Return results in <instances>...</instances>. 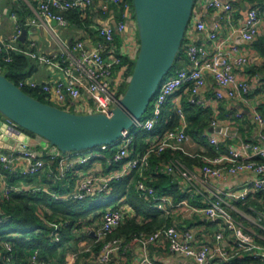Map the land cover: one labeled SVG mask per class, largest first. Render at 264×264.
Wrapping results in <instances>:
<instances>
[{
  "label": "built area",
  "instance_id": "built-area-1",
  "mask_svg": "<svg viewBox=\"0 0 264 264\" xmlns=\"http://www.w3.org/2000/svg\"><path fill=\"white\" fill-rule=\"evenodd\" d=\"M36 1L39 17L44 23L55 19L62 26H68L70 23L63 15V11L72 9L84 15L94 2V0ZM99 1L104 4L102 7L104 12L108 10L110 4L119 6L122 17L115 26L96 27L101 39L96 44L88 45L84 40H76L72 46L62 45L58 52L47 55L37 49L35 42H32L28 48L22 47L19 38L21 25H17L16 33L12 37L0 35V55L6 62L11 61L13 53H19L43 65H59L61 72L59 77L39 81L33 75H29L20 79L17 84L20 88H40L46 93L48 100L57 103V106H66L64 109L67 110L72 107L77 113L103 112L108 115L112 113L113 107L122 96L118 91L123 80L121 76L115 74L121 63V56L126 55L125 42L137 41V43L132 42L137 47L136 51L139 50L140 45L132 3L127 0ZM195 3H200L205 11L217 10L218 19L214 27L210 28L204 16L192 13L184 42L188 63H184L183 60L182 65L176 67L169 77L162 80L154 95L152 112L144 120L140 118L135 123L139 130L155 129L162 121L163 106L180 90L188 91L192 102L208 107L209 104L203 94L208 89L209 77L218 86L214 92V99L218 102L228 99L250 103L251 96L257 94L261 104H264V78L257 72L249 75L243 72L250 62L249 51L233 40L235 35H239L245 41L252 43L257 40L261 30L264 32V15L261 7L257 4H249L243 19L235 24L234 13L239 9L231 1L195 0ZM12 16L16 17L14 13ZM223 21L229 25L225 35L220 32ZM116 33H119L122 39L120 47L115 42ZM190 33L192 36H188ZM195 34L200 36L199 39L194 38ZM136 57L137 53L134 55L135 59ZM85 93H88V99L83 97ZM86 103L90 106L86 107ZM262 108L263 105H256L251 109L256 137L244 136L240 128L232 124V121L242 118L241 112L236 113L235 119L229 115L221 119L217 116L218 111L213 113L206 137L215 148V154L199 155L203 163L189 172L186 183L201 191L215 185L218 180L245 175L244 181L238 188L223 191L219 188L221 192L207 199L202 211L208 219L213 221L223 219L226 222L237 252L264 259V245L260 244L255 234L227 208L229 202L249 198H257L264 202V109ZM177 113L181 124L168 128L160 134L148 136V147L142 153L134 155L135 133L131 130L124 132L114 143L65 153L58 148V150H39L30 140L22 141L18 147L8 151L0 149V168L12 170L14 165L22 160L27 164L22 170L24 175L41 176V173L45 172L47 179L57 182L67 178L78 165L88 164L95 158L101 157L102 151L114 150L108 161L111 166L117 167L109 174L93 173L81 177L72 189L65 192L53 190L49 184L34 185L29 189L34 192L49 193L59 200H84L88 197L98 200L104 193L110 192L113 181L122 180L133 171L139 170L141 174L136 182V189L142 198L147 201L154 200V206L166 212L180 206L191 207L188 199L176 201L171 195H158L145 175L151 167L150 158L153 154L161 155L167 149L184 150L183 143L188 138L187 118L181 104L177 107ZM175 164L178 168L177 161ZM175 164L166 165L164 171L174 172ZM23 190L21 186L4 181L0 187V195L2 199H8L13 191ZM128 211V206L122 201L101 211L99 220L89 229L94 233V238L81 252L74 251L67 259L57 262L40 258L39 250L36 249L28 264H75L80 259L81 253L90 256L98 253V259L102 263H110L113 255L125 242L121 236H112V232L123 223ZM9 219L10 214L0 208V224ZM55 235L53 240L59 241V234ZM193 238L192 231H182L175 223H164L149 234L140 233L134 239L141 244L143 255L134 264H158L150 256V247L159 241L166 242L170 251L193 258L198 264H236L232 261L234 255L223 243L226 238L223 231L216 234L214 243L195 245ZM0 243L12 254L14 246L10 240L4 238ZM97 244H101L98 252L95 250Z\"/></svg>",
  "mask_w": 264,
  "mask_h": 264
},
{
  "label": "crops",
  "instance_id": "crops-1",
  "mask_svg": "<svg viewBox=\"0 0 264 264\" xmlns=\"http://www.w3.org/2000/svg\"><path fill=\"white\" fill-rule=\"evenodd\" d=\"M224 1H231L234 6H237L239 9L236 13V20H234L235 24L243 19L249 4L259 5L261 7L262 14L264 15V0ZM103 5L104 4L101 1L94 0L91 7H89L85 14L82 15V17L84 18L88 17L87 19L90 20L89 24L77 25L69 21L70 23L68 26H62L58 22L54 23L53 20H47L45 21V23L41 20V18L39 17L36 0H0V35L7 38L12 37L16 33L17 25H21V29L23 27L27 29V36L25 41H22L20 39L22 47L28 48L32 42H35L37 49L47 55H53L54 53L58 52L59 48H61L62 45L72 46V44H74L76 40H84L88 45L96 44L99 40H101L98 32L96 31V27L100 25L115 26L116 22L122 17V10L119 6L110 4L108 5V10L104 12L102 10ZM193 12L197 15L204 16L210 28L214 27V23L218 19L217 10L210 9L205 11L200 3H195ZM13 13L16 17L12 16ZM228 29V23H226V21H223L220 27L221 34L225 35L228 32ZM136 33L138 37V30H136ZM188 36H192V33H190V35ZM194 36V38L198 39L200 37L197 34H195ZM233 40L235 43L241 45L249 51L250 62L245 67V71L243 72L246 75L257 72L260 73L264 78L263 30H261V32L259 33L257 40L252 43L245 41L239 35H235ZM120 41L122 43V39H120ZM130 41L131 42L128 41V43L125 42V56H128L129 59H134V55H136L137 53V47L132 42L137 43V41ZM121 43L120 45H116L120 47L122 45ZM116 53H118V51ZM30 60L36 66L35 71L31 75H33L35 79L39 81L51 80L61 75L59 65H43L32 58H30ZM182 61L184 63H188V61H186V58L182 56L181 58H179V66L183 64ZM127 67L128 63L117 69L116 76H121L123 82L127 77ZM216 89H218V86L215 84L212 78L209 77L208 89L203 94V97H205L207 104H209V108L206 106V108L209 109V112L213 115V113L218 111L217 116L221 119H225L228 116V110L232 112L229 117H232L233 119L237 118V112H241L243 114L242 118H237L235 122L232 121V124L236 127H239L244 136L254 135L256 137L255 123L251 119V109L256 105H264L261 104V101L258 98L257 94L251 96L250 103L228 99L218 102L214 99V92L216 91ZM83 97L88 99V93H85ZM188 98L190 99V93L186 90H180L171 101L172 107L165 108V113H168L170 111L169 113L171 115L174 114V118L168 128H174L181 124V119L179 118L177 113V107L179 104H181L183 108H186L185 101ZM89 106L90 105L86 103V107ZM223 107L225 109H223ZM166 115L168 117V114ZM186 118V131L188 134V138L183 143L184 150H173L172 159L169 162H160V164L157 165V168L164 170L166 165L175 164L176 161L178 162V168L175 164V171L172 172L175 176L174 181L178 183V186L182 191L189 195V197L184 199H188L191 207L180 206L172 210H167V212L160 209L161 217L165 220V223H175L177 227L182 231H192L194 234L193 243L195 245H200L203 243H214L216 241V234L223 231L226 237L223 243L227 247V250H229L234 255L232 257V261L236 264H250V260H248V258H250L248 253L237 252V249L235 248L233 243L232 233L227 227L226 222L223 219H218L216 221L208 219L202 211V208L207 204V199L213 198L216 196V194H219L221 192L219 188L222 191L225 189L238 188L244 181L245 175L229 176V178L218 180L215 185H212L208 189H202L201 191H198L193 186L187 184L186 176L190 171L194 170L196 167L202 164L201 159H199V155H210L209 153L211 152V150L209 144L206 143L208 141L206 132L209 129L210 124L207 127H204L202 130L203 134L201 135V137H204L203 140L207 139V141L204 142L200 135H195V132H191L193 126L191 125V122L189 121L187 115ZM31 143L34 146L36 145L33 142ZM43 145L44 146L42 150H58L57 148L51 147V144L49 142H43ZM147 147V137L142 138L141 141H138L137 147L136 145H134V153H142L147 149ZM0 149L5 151L11 150L1 146ZM109 156H111V154ZM109 156L102 155L101 157H97L94 160L90 161L88 164H84V166L82 167L80 165V168L68 174L67 180H59L58 183L56 182V184H59V187H64L66 191H68L72 189L74 184L81 177L93 173H111L114 169H116L117 166H111V164H109ZM26 166V162L21 160L19 164L14 165L12 170L0 168V185L2 186L4 181L8 182L11 185L21 186L24 189H29L30 187L39 184L48 185V180L45 172L41 173V176L24 175L22 173V170H24ZM157 173L158 171L156 172V174ZM140 174L141 172L139 170H136L125 177L128 178L129 183L134 184L135 189L136 182L139 179ZM145 175L148 182L157 181L159 179L158 176H155L151 173L150 169L145 172ZM0 198L2 199L1 195ZM124 199L126 198H121L120 202H123ZM252 201H256V203H253ZM257 203H260V205L258 206ZM229 204L230 205L227 206L228 210H230L231 213L240 222L242 221L245 226L247 225V227L250 228V231L252 230L251 232L255 234L257 241L260 244L264 245V202L260 201L257 198H249L248 200L229 202ZM126 205L128 206L129 210L127 216L135 215V209L128 203H126ZM149 220H151L150 217L145 218L142 215L137 217V221L139 224L148 223ZM96 221L90 224L85 223L82 227H80L79 230L76 231H88L93 227ZM228 230L230 231V233L227 232ZM144 231L141 232L149 234ZM91 233L94 236L92 231ZM134 237L129 241H126L125 237H123L125 241L123 243V246L116 254L113 255L111 262L108 264H134L136 261L142 258L143 251L141 244L137 240H135ZM87 239L89 240L93 238H84L80 241L79 245L82 246V244H84ZM68 244H71V242H68ZM36 249H38L40 252V248ZM150 256L158 264H198L193 258L179 255L170 251L166 242L159 241L152 245L150 247ZM68 257L69 256L65 257V259H67ZM30 258L31 256H28L25 259L26 263L29 262ZM79 258L80 259H78L75 264H104L100 261V259H98V253H95V256H90L87 253H82L80 254Z\"/></svg>",
  "mask_w": 264,
  "mask_h": 264
},
{
  "label": "trees",
  "instance_id": "trees-1",
  "mask_svg": "<svg viewBox=\"0 0 264 264\" xmlns=\"http://www.w3.org/2000/svg\"><path fill=\"white\" fill-rule=\"evenodd\" d=\"M127 1L132 3L133 0ZM63 15L70 22L77 25H87L90 23V20L87 19L88 17H82V14L76 10L70 9L63 11ZM134 17L136 18L135 13ZM120 39V34L116 33L115 42L117 45H120ZM184 50L182 42L173 65H176L174 69L179 66V53H183ZM135 60V58L129 59V57L125 55L121 56V63L118 69L126 63H128V67L126 80L120 85L118 94H120L121 90H123L122 92L126 90L129 80L128 77H130L133 72ZM0 66L5 69V75L16 84L19 83L20 79L33 74L36 69L30 57L19 53H13L12 59L9 62H6L0 55ZM23 90L43 102L52 104L50 100L46 99V93L40 88L23 87ZM185 106V113H187L186 115L193 126L191 132H195V135L197 134L201 137L203 128L207 127L211 122L212 113L209 112L208 108L192 102L189 98L185 101ZM223 109L225 108L223 107ZM262 109H264V105ZM169 112L165 113L164 111L162 121L152 131L141 129L135 133L136 147L138 141H141L142 138L160 134L168 128L174 118V114L171 115ZM227 113L230 115L232 112L228 110ZM166 114H168V117ZM201 138L203 140L204 137L202 136ZM203 141L206 142L207 139ZM206 143L210 146L211 152L209 154L214 155L215 148L209 141ZM107 151H111V155L114 153V150ZM172 151V149H167L161 155L153 154L151 156V173L158 176L159 179L157 181H149V183L155 187L158 195H172L175 200H181L189 197V195L182 191L178 183L174 181V173H167L157 168L160 162H169L172 159ZM82 166H84V164L81 165V167ZM77 168H80V165H78ZM157 171L158 173L156 174ZM67 179L68 177L64 180ZM47 180L51 189L57 190L58 192L66 191L64 187H59L56 181ZM103 196H108L110 200H116V203L124 197L126 199H124L125 202H123L130 204L136 212L133 216H126L123 223L112 232L113 236L125 237L126 241H129L134 236L142 233L141 231L145 230L146 233H151L165 223V220L161 217L160 209L154 206V200L147 201L142 198L135 189L134 184L129 183L128 178L113 181L111 183L110 192L104 193ZM98 200L92 197H88L84 200H59L55 199L49 193L43 191L34 192L31 189L13 191L8 199L0 198V208L10 214V219L0 224V242L2 239L6 238L10 240L14 246L13 252L10 254L0 243V264H28L25 259L28 256H32L36 248H40V258L57 262L62 261L65 259L64 249L68 242L74 241L78 247L82 239L94 238L90 230L83 232H77L76 230H79L85 223L90 224L99 220L98 218H100L101 212L95 211V213L92 214L89 207L91 203ZM252 202L256 203V201ZM42 204H47L50 210L41 209L40 205ZM257 205L259 206L260 203H257ZM140 215L145 218L150 217L151 220H149L148 223L139 224L137 217ZM5 226H9V231L5 230ZM56 233L60 236L59 241L53 240ZM100 247L101 244H97L95 250L98 251ZM59 248L62 249V251H60ZM251 256L252 255H249L250 258H248L250 264H264V259L262 261L261 258Z\"/></svg>",
  "mask_w": 264,
  "mask_h": 264
},
{
  "label": "water",
  "instance_id": "water-1",
  "mask_svg": "<svg viewBox=\"0 0 264 264\" xmlns=\"http://www.w3.org/2000/svg\"><path fill=\"white\" fill-rule=\"evenodd\" d=\"M194 4L195 0L132 1L140 46L128 86L110 115L77 113L43 102L0 73V146L18 147L30 141L29 132L64 153L116 142L142 117L172 69ZM26 36L23 27L19 38L25 41Z\"/></svg>",
  "mask_w": 264,
  "mask_h": 264
},
{
  "label": "rangeland",
  "instance_id": "rangeland-1",
  "mask_svg": "<svg viewBox=\"0 0 264 264\" xmlns=\"http://www.w3.org/2000/svg\"><path fill=\"white\" fill-rule=\"evenodd\" d=\"M237 7V6H236ZM194 9V8H193ZM236 13L237 12H235L234 13V16H236ZM188 28H189V25H188V27H187V30H186V33H185V39L183 40V46H184V42H185V40H186V37H187V31H188ZM139 37V38H138ZM138 37H137V39H138V42H139V45H140V36H139V33H138ZM137 55H138V53H137ZM179 58H181L182 56H184V58H187V55H186V52H185V50L183 51V53L181 52V53H179ZM176 66V65H175ZM175 66H173L172 67V69L168 72V74L164 77V79H166L167 77H169L173 72H174V67ZM0 73H3V74H5L6 73V71H5V69L3 68V67H1L0 66ZM116 75V74H115ZM163 79V80H164ZM123 90H121V92H120V94H123L124 92H122ZM179 92V91H178ZM178 92H176V94L178 93ZM176 94H174L173 96H171L169 99H168V101H167V103L163 106V109H164V111H165V108H168V107H172V104H171V101H172V99H173V97H175V95ZM47 99V98H46ZM154 100H155V96L152 98V100H151V102H150V104H149V106H148V108H147V110L145 111V113L142 115V117H141V120H144L146 117H148L149 115H150V113L152 112V110H153V105H154ZM51 103L53 104V105H56L57 103H54V102H52L51 101ZM59 106H61V107H66V106H64V105H59ZM69 110L70 111H74V109L71 107V108H69ZM130 130L133 132V133H136L138 130H139V128L136 126V124H134L131 128H130ZM30 134H31V142H33L34 144H36L35 146L39 149V150H42L43 149V142L44 143H46V142H49L47 139H45L44 137H42L41 135H38V134H36V133H32V132H29ZM51 147H54V148H57L55 145H53V144H51ZM111 154V151H102V155H105V156H109ZM76 169H78V168H76ZM75 169V170H76ZM0 187H1V185H0ZM116 204V200H110L109 198H108V196H101L100 198H99V200L98 201H95L94 203H91V205H90V203H89V207H90V210H91V213L93 214V213H95V211H99V212H101V211H103L105 208H108V207H112V206H114ZM40 208L41 209H45V210H50V208L48 207V205L47 204H42V205H40ZM252 217V216H251ZM242 222V221H241ZM243 223V222H242ZM246 227H247V225H246ZM248 228V227H247ZM249 230H250V228H248ZM5 230H7V231H9V226H5ZM252 231V230H251ZM228 233H230V231L228 230L227 231ZM11 234V233H10ZM10 234H6V235H10ZM92 242V239H87L85 242H84V244H82V246L81 245H79L78 247H77V245H76V243L74 242V241H71V244H67L66 246H65V257H67V256H70L69 254H71L72 252H74V251H79L80 250V252L82 251V249L83 248H85L89 243H91ZM69 245V246H68ZM78 248V249H77ZM60 249V248H59ZM60 251H62V249H60ZM82 254V253H81Z\"/></svg>",
  "mask_w": 264,
  "mask_h": 264
}]
</instances>
